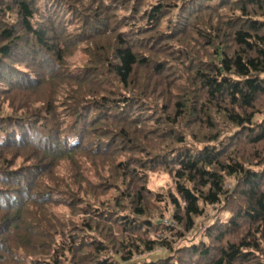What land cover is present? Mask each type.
I'll return each instance as SVG.
<instances>
[{
    "label": "trees",
    "instance_id": "obj_1",
    "mask_svg": "<svg viewBox=\"0 0 264 264\" xmlns=\"http://www.w3.org/2000/svg\"><path fill=\"white\" fill-rule=\"evenodd\" d=\"M0 264H264V0H0Z\"/></svg>",
    "mask_w": 264,
    "mask_h": 264
},
{
    "label": "rangeland",
    "instance_id": "obj_2",
    "mask_svg": "<svg viewBox=\"0 0 264 264\" xmlns=\"http://www.w3.org/2000/svg\"><path fill=\"white\" fill-rule=\"evenodd\" d=\"M83 63V60L81 64ZM172 186V179L170 178V175L164 172H160L158 174H153L151 175V181L149 183V187L154 190V191H162L163 189H168ZM229 217V214L226 213L222 209V205H218L216 207L209 208L206 211V214L203 218L198 220L197 227L195 230H193L187 238L184 240V245H193L195 243H199L201 240V236L204 232V230L211 226L215 221L218 219H223V221H227ZM169 221V220H168ZM166 221V223H168ZM169 236V235H167ZM182 241H179L178 243L180 244ZM157 256L159 258H167L169 254L162 250L157 252Z\"/></svg>",
    "mask_w": 264,
    "mask_h": 264
}]
</instances>
